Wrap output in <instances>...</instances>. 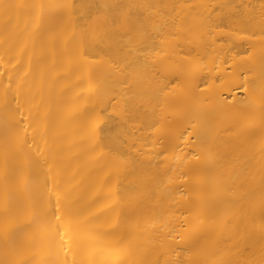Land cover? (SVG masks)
I'll list each match as a JSON object with an SVG mask.
<instances>
[{"label": "bare ground", "instance_id": "bare-ground-1", "mask_svg": "<svg viewBox=\"0 0 264 264\" xmlns=\"http://www.w3.org/2000/svg\"><path fill=\"white\" fill-rule=\"evenodd\" d=\"M0 264H264V0H0Z\"/></svg>", "mask_w": 264, "mask_h": 264}]
</instances>
